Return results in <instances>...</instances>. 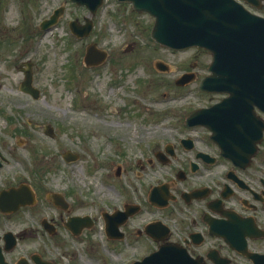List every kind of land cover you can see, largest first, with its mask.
<instances>
[{"label": "rangeland", "instance_id": "obj_1", "mask_svg": "<svg viewBox=\"0 0 264 264\" xmlns=\"http://www.w3.org/2000/svg\"><path fill=\"white\" fill-rule=\"evenodd\" d=\"M60 5H66L65 13L42 29L41 21ZM85 16L94 27L79 38L69 20L84 22ZM154 20L118 0H105L94 14L71 0H0V152L8 158L0 167V182L17 175L43 181L47 189L71 192L75 210L95 219L78 235L60 222L52 239L28 212L27 223L12 227L23 236L16 254L42 245L57 264H126L151 250L146 240L135 237L134 225L127 242H112L102 213L122 207L125 198L145 199L153 184L169 179V164L154 152L165 150L168 141L182 152L176 143L181 137L203 136L201 128L186 129L183 119L207 101L205 95H218L198 87L208 72L210 51L156 42ZM92 42L108 57L88 66L84 55ZM161 61L166 70L157 66ZM25 62L32 63L38 98L20 89L24 72L19 65ZM190 71L195 79L178 85L175 80ZM67 150L79 158L65 161ZM36 210L39 218L58 221L63 212L45 199ZM152 210L146 206L136 223L153 216Z\"/></svg>", "mask_w": 264, "mask_h": 264}, {"label": "flooded vegetation", "instance_id": "obj_2", "mask_svg": "<svg viewBox=\"0 0 264 264\" xmlns=\"http://www.w3.org/2000/svg\"><path fill=\"white\" fill-rule=\"evenodd\" d=\"M240 1L246 4V0ZM205 96H208L207 101L198 107H209L222 100L226 94ZM259 113L264 121V113ZM187 116L183 119L185 128H201L203 136L181 137L176 143L182 152L170 141L163 147L165 150L154 152L159 161L169 164L167 172L170 177L153 186L165 184L169 191L159 189L155 195V205L149 200V193L145 199L125 198L121 208L126 209L128 206V216L126 220L123 215L117 217L116 220L122 223L120 232L117 234L118 238L110 240L124 244L128 241L129 227L134 225L135 237L146 240L151 245V250L132 261L144 259L163 245H171L178 250L173 256L183 258L175 264H264V131L250 161L236 164L222 153L219 145L211 138L212 132L207 125L188 126ZM243 123L244 126H250V117L243 118ZM246 136L250 137L248 133ZM7 161L8 158L0 152V167ZM120 168L116 172L118 175L121 174ZM42 182L33 183L32 178H20L18 175L1 179L0 201L7 209L0 210V254L9 264H36L33 255H37L42 261L57 264L54 258L46 257V250L42 245L37 251L22 250L20 254H16L23 236L12 227L16 223H27L28 212L32 213L35 220H40L52 239L59 233L60 222L68 228L67 221L70 218L90 215L75 210L70 198L71 192L47 189ZM25 184L34 191V198L26 194L16 197L11 192L2 194L4 190ZM55 193L63 198V204L57 205L63 210L61 220L39 218L36 208L44 199L55 204L50 199ZM146 206L157 212L152 210L155 213L153 216L136 223ZM133 210L138 212L132 214ZM90 217L95 223L93 216ZM46 225L51 227L52 232L46 229Z\"/></svg>", "mask_w": 264, "mask_h": 264}, {"label": "water", "instance_id": "obj_3", "mask_svg": "<svg viewBox=\"0 0 264 264\" xmlns=\"http://www.w3.org/2000/svg\"><path fill=\"white\" fill-rule=\"evenodd\" d=\"M73 1L86 5L92 13L103 2ZM130 1L133 2L134 9L148 11L155 16L152 36L156 41L175 48L199 46L211 51L213 59L209 65L210 74L200 79L199 88L206 92H224L228 96L210 108L194 110L188 116L187 123L207 125L213 131L212 138L219 144L222 152L234 162L241 164L243 160L249 159L256 152L257 142L261 140L264 129L263 120L255 114V106L264 111V16L251 12L237 0ZM248 1L260 5L257 0ZM63 12L64 6L55 9L50 18L42 22V28L56 23ZM85 19L86 23L82 25L77 20L70 22L73 32L78 36L88 35L93 27L92 19L88 16ZM106 55V51L98 49L92 43L87 47L84 61L87 65L98 64ZM28 65V68H23L26 77L20 87L38 97L39 90L32 85L31 64ZM157 65L161 69H167L162 62ZM193 78V73H185L177 79V83L185 84ZM245 117H250V126H244ZM247 133L250 137L246 136ZM64 156L67 160L77 158L71 152H66ZM157 190L156 187L152 189L151 200H154ZM6 192H11L16 197L22 194L31 196L32 193L25 185L3 193ZM55 202L62 204L58 197H55ZM0 205L1 209L6 208L1 201ZM123 213L125 212H117L115 216L124 215ZM104 216L108 234L117 236L121 221H116L115 216L106 213ZM69 224L78 233L82 227L90 226L92 221L88 217H74ZM177 251L171 245H164L133 264H175L176 261L183 260L182 257L173 256ZM35 259L37 264H45L39 258ZM0 262L8 264L1 256Z\"/></svg>", "mask_w": 264, "mask_h": 264}, {"label": "bare ground", "instance_id": "obj_4", "mask_svg": "<svg viewBox=\"0 0 264 264\" xmlns=\"http://www.w3.org/2000/svg\"><path fill=\"white\" fill-rule=\"evenodd\" d=\"M83 120V119H82ZM94 124H95V122H94ZM89 262V261H88ZM90 263V262H89Z\"/></svg>", "mask_w": 264, "mask_h": 264}]
</instances>
